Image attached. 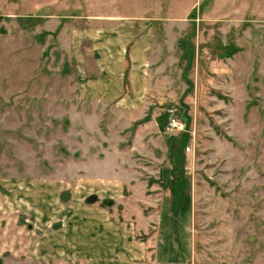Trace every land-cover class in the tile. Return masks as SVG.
<instances>
[{
	"label": "rangeland",
	"instance_id": "1",
	"mask_svg": "<svg viewBox=\"0 0 264 264\" xmlns=\"http://www.w3.org/2000/svg\"><path fill=\"white\" fill-rule=\"evenodd\" d=\"M114 5L156 23L153 122L173 109L184 124L174 134L155 126L125 154L148 182L133 235L152 244L174 177L187 208L189 264H264V0H0V264H61L62 230L79 226L77 217L121 214L124 205L106 198L119 193L99 191L94 176L110 183L108 175L126 172L93 170V154L82 150L131 148L137 125L121 130L127 122L116 124L108 109L78 102L77 60L61 48L67 16L98 28L109 21L88 17L106 18Z\"/></svg>",
	"mask_w": 264,
	"mask_h": 264
},
{
	"label": "crops",
	"instance_id": "2",
	"mask_svg": "<svg viewBox=\"0 0 264 264\" xmlns=\"http://www.w3.org/2000/svg\"><path fill=\"white\" fill-rule=\"evenodd\" d=\"M61 9L75 11V7L69 5L62 6ZM110 9L112 13L107 14L106 18L88 17L99 19L97 20L100 21L99 24L109 21L108 25L98 28L91 27L96 25L87 21L78 23L79 18L76 16H67L66 26L61 27V48L66 54H70L71 58L77 60L74 94L78 102L93 108L100 107L104 114L108 109L116 118V124L127 122L121 130L137 125L132 136L131 148L126 146L127 149H123V144L120 143V145L114 144L115 153L110 147L107 151L102 148V154L96 147L82 150L91 151L93 154L94 159L91 161L93 170L100 169L115 174L126 172V175H120L124 185L117 176L108 175L110 183H106L107 176H94L95 181L99 182L95 184L97 189L101 191L105 187H110L109 191L119 194L108 195L106 198L124 206L121 214L117 213L116 220L110 219L113 217L108 213L110 210L106 212L101 209L99 212H104L106 218L96 211L89 216L91 219L87 218L88 221H85L86 218L81 221L80 217H77L79 226L62 230L66 240L65 243L61 241L62 247L59 251L62 253L65 251L63 255L69 256L74 261L66 262L62 254L59 255L60 258L56 256L55 258L61 264H149V261L153 264H189V247L185 243L187 228L181 225L182 220H180L181 217L183 219L187 217V208L183 204L177 217L174 218L171 209L172 195L165 197L164 205L158 212L163 220L161 223L158 220L159 226L150 234L149 242L151 241L152 244L142 242L141 239L137 240L133 235L135 233L132 229L137 226L133 223L134 218L144 219V207L140 210L139 205L144 204V201L148 202L144 193L148 182L138 177L137 174L141 172L135 167L136 165L128 167L123 162L126 159L132 161L131 158L136 154L135 148L139 146V142L142 146L147 143L149 130L158 132L155 131V126L158 124L156 119L153 122L154 111L149 99V90L154 86L153 74L149 69V55L154 42L156 23L145 18L144 11L133 16L121 14L116 5L110 6ZM65 37L66 41H64ZM90 71L93 75L88 74ZM147 111L152 114L147 115ZM112 116L110 115V119H113ZM146 117L149 118L145 119ZM152 122L155 123L154 126ZM85 139L88 137H84ZM126 153H130L131 158L126 156ZM79 162L84 163L82 159ZM113 181L115 183H111ZM152 213L150 216L156 220ZM165 219L170 220L167 225ZM139 224L142 226L143 222L139 221ZM169 225L173 228H169ZM71 236H76L75 240L70 239ZM183 238L184 244H182ZM50 240L51 237L45 239L46 247ZM65 245L67 249L64 248ZM46 252L51 256L53 254L49 249L48 251L46 249Z\"/></svg>",
	"mask_w": 264,
	"mask_h": 264
},
{
	"label": "trees",
	"instance_id": "3",
	"mask_svg": "<svg viewBox=\"0 0 264 264\" xmlns=\"http://www.w3.org/2000/svg\"><path fill=\"white\" fill-rule=\"evenodd\" d=\"M165 122H166V119L164 120L163 124L161 123V121L158 119V125L162 128H164L165 126ZM173 175V173H172ZM174 176V175H173ZM174 177L172 178V190H173V195H172V204H171V209H172V213H173V216L174 218L177 217L178 215V212H179V209L180 207L183 205V193H182V185L179 183H175V186H174Z\"/></svg>",
	"mask_w": 264,
	"mask_h": 264
},
{
	"label": "built area",
	"instance_id": "4",
	"mask_svg": "<svg viewBox=\"0 0 264 264\" xmlns=\"http://www.w3.org/2000/svg\"><path fill=\"white\" fill-rule=\"evenodd\" d=\"M178 117L179 116L176 115L175 110L169 109L166 111V122L163 131L167 134L182 132L184 124Z\"/></svg>",
	"mask_w": 264,
	"mask_h": 264
},
{
	"label": "water",
	"instance_id": "5",
	"mask_svg": "<svg viewBox=\"0 0 264 264\" xmlns=\"http://www.w3.org/2000/svg\"><path fill=\"white\" fill-rule=\"evenodd\" d=\"M94 200H95V197H90V198H89V202H90V201H94Z\"/></svg>",
	"mask_w": 264,
	"mask_h": 264
}]
</instances>
